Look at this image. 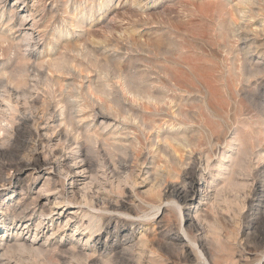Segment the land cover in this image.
<instances>
[{
	"label": "rangeland",
	"instance_id": "rangeland-1",
	"mask_svg": "<svg viewBox=\"0 0 264 264\" xmlns=\"http://www.w3.org/2000/svg\"><path fill=\"white\" fill-rule=\"evenodd\" d=\"M2 2L0 264H264V0Z\"/></svg>",
	"mask_w": 264,
	"mask_h": 264
},
{
	"label": "bare ground",
	"instance_id": "bare-ground-1",
	"mask_svg": "<svg viewBox=\"0 0 264 264\" xmlns=\"http://www.w3.org/2000/svg\"><path fill=\"white\" fill-rule=\"evenodd\" d=\"M245 1V0H244ZM0 2H2V0L0 1ZM3 3V2H2ZM242 3H243V1H242ZM135 4H137V3H135ZM138 4H140V3H138ZM137 4V5H138ZM239 4H240V2H239ZM24 11V10H23ZM35 14V12L33 11V10H29V12H28V14H24V16H23V24H22V26L23 27H26L27 25H28V23L29 22H31L32 20H34V17H32L33 15ZM12 20V19H11ZM34 24H31V26H33ZM19 26V25H18ZM8 28H9V26H8ZM11 28V27H10ZM33 29V28H32ZM7 30V29H6ZM11 30V29H10ZM16 30V29H15ZM25 30H28V29H25ZM32 31V30H31ZM30 31V32H31ZM17 32V31H16ZM9 33V32H8ZM1 34V33H0ZM28 36V38H27V36ZM26 38H24V39H21V40H23V41H28V39H30L29 37L32 35L31 33H28L27 31H26ZM3 36V35H2ZM32 37V36H31ZM31 39H33V38H31ZM16 40V39H15ZM34 40V39H33ZM70 44V43H69ZM29 47V46H28ZM57 53V52H56ZM35 57V56H34ZM63 60V59H62ZM66 63V62H65ZM69 64V63H68ZM43 65V64H42ZM67 65V64H66ZM54 66V65H53ZM57 67V66H56ZM24 68V67H23ZM44 68V67H43ZM18 71V70H17ZM37 72V71H36ZM49 72V71H48ZM57 72H58V70H57ZM21 73H23V71L21 72ZM31 74V73H30ZM20 75V74H19ZM14 76V75H13ZM30 76V75H29ZM51 77V76H50ZM30 78V77H29ZM20 79V78H19ZM27 79V78H26ZM22 80V79H21ZM20 80V81H21ZM10 81V80H9ZM13 81V80H12ZM18 82V81H17ZM16 82V83H17ZM11 83V82H10ZM9 83V84H10ZM8 84V83H7ZM12 84V83H11ZM21 84V83H20ZM14 85V84H13ZM16 85H18V84H16ZM15 85V86H16ZM20 87V86H19ZM24 87V86H23ZM29 89V88H28ZM33 89V88H32ZM8 91H4L5 92V94L7 95V97L5 98L4 97V100H2L3 101V107L1 106V109H7V110H10V111H16V109H15V107H13L12 105L13 104H11V97H12V93L10 94V92H9V90L10 89H7ZM12 90V89H11ZM19 90V89H18ZM17 90V91H18ZM26 90V89H25ZM24 90V91H25ZM21 91V90H20ZM16 92V91H15ZM28 92H29V90H28ZM17 93V92H16ZM15 93V94H16ZM22 93V92H21ZM25 93H27V92H25ZM3 94V93H2ZM23 94V93H22ZM14 95V94H13ZM25 95V94H24ZM28 95V94H27ZM0 97H2L1 95H0ZM19 97H20V95H19ZM29 97V96H28ZM34 97V96H33ZM33 97H29V98H31V100L33 99ZM23 98V97H22ZM37 99L38 98H36L35 100L37 101ZM14 100V99H13ZM25 100L26 101H28L27 100V96H26V98H25ZM13 103V102H12ZM31 103V102H30ZM34 103H35V101H34ZM71 103V102H70ZM19 107V106H18ZM6 110V111H7ZM3 111V110H2ZM5 112V111H4ZM20 112V111H19ZM3 113V112H2ZM75 113V112H74ZM73 114V113H72ZM5 115V114H4ZM50 115V114H49ZM103 115V114H102ZM29 116H31V115H29ZM52 116V115H51ZM100 116H101V114H100ZM105 117H107V116H105ZM31 117H29V119H30ZM33 118V117H32ZM31 118V119H32ZM41 118V117H40ZM109 118V117H108ZM25 119V118H24ZM26 121V120H25ZM34 121V120H33ZM22 122V121H21ZM23 123V122H22ZM26 123V122H25ZM28 123V122H27ZM36 123V122H35ZM20 125V124H19ZM24 125V124H23ZM37 127V126H36ZM41 127V126H40ZM12 128V127H11ZM15 128V127H14ZM19 129V128H18ZM38 129V128H37ZM24 131V130H23ZM10 132V131H9ZM14 132H16V131H14ZM86 132V131H85ZM13 133V132H12ZM18 133V132H17ZM17 133H16V135H17ZM81 133V132H80ZM10 134V133H9ZM30 134V133H29ZM13 135H14V133H13ZM20 135V134H19ZM99 135V134H98ZM174 136H176V135H174ZM173 136V137H174ZM178 136V135H177ZM12 137V136H11ZM46 137V136H45ZM67 138V137H66ZM168 138H170V137H168ZM16 139V138H15ZM165 139V138H164ZM173 139V138H172ZM86 140V139H85ZM168 140V139H167ZM170 141V140H169ZM177 142V141H176ZM4 143V142H3ZM33 143V142H32ZM31 143V144H32ZM71 143V142H70ZM164 143V142H163ZM169 143V142H168ZM184 143V142H183ZM64 144V143H63ZM125 144V143H124ZM174 144V143H173ZM15 145V144H14ZM95 145V144H94ZM97 145V144H96ZM175 145V144H174ZM161 146V145H160ZM168 147V146H167ZM177 146H175V148H176ZM180 147V146H179ZM162 148V147H161ZM178 148V147H177ZM176 148V149H177ZM163 149V148H162ZM169 149H171V148H169ZM161 150V149H160ZM178 150V149H177ZM179 150H180V148H179ZM171 152V151H170ZM173 152V151H172ZM174 153V152H173ZM193 155V154H192ZM61 156V155H60ZM80 156V155H79ZM173 156H175L174 154H173ZM63 155L60 157V158H56L55 160H53L52 161V166L55 168V169H57L56 167L59 165V163H61V161H64L65 159H66V156H64L63 158ZM106 160V159H105ZM35 162V161H34ZM81 162H83L84 164V166H88L87 168H89L90 167V164H88V161L86 160V158L84 157L82 160H81ZM79 163V162H78ZM87 164V165H86ZM118 164V163H117ZM75 165V164H74ZM77 165V164H76ZM75 165V166H76ZM96 165V164H95ZM109 167V166H108ZM86 168V167H85ZM84 168V169H85ZM79 169V168H78ZM82 169V168H81ZM80 169V170H81ZM91 169V168H90ZM67 170H68V168H67ZM92 170V169H91ZM58 171V170H57ZM56 171V172H57ZM60 171V170H59ZM63 171V170H62ZM69 171V170H68ZM83 172H85V170L83 171ZM160 172V171H159ZM59 173V172H58ZM71 173V172H70ZM75 174H77V173H73V175H75ZM103 174V173H102ZM72 175V176H73ZM66 176H67V174H66ZM18 177V176H17ZM91 177V176H90ZM198 177V176H197ZM201 177V176H200ZM14 178V177H13ZM74 177H71L70 178V180H71V182H73L74 180ZM201 179V178H200ZM3 180V179H2ZM46 180H48L47 178H46ZM1 181V180H0ZM95 181H96V179H95ZM231 181V180H230ZM48 182V181H47ZM120 182V181H119ZM49 183V182H48ZM53 183V182H52ZM47 184V183H46ZM64 184V183H63ZM71 184V183H70ZM232 184V183H231ZM260 184V183H259ZM84 185H86V184H84ZM188 185L189 186H187V187H177V188H174V189H172V196H174L176 199H178V201H180V202H182V203H187V202H189L190 204H193V196H194V192H195V190H196V187H197V183H196V181L195 180H192L191 179V181L188 183ZM237 185V184H236ZM5 186V185H4ZM46 186V185H45ZM64 186V185H63ZM227 186H229V185H227ZM231 186V185H230ZM189 187V188H188ZM233 187V186H232ZM47 188H48V185H47ZM230 188V187H229ZM46 189V188H45ZM44 189V196H46V197H52V195H50V191H56V187L54 186V187H50V188H48V189H46L45 190ZM82 189V188H81ZM86 189H87V186L86 187H84V192H80V193H75L74 194V196H73V194H72V196H73V202L77 205V206H79V205H82V204H85L86 206L88 205H90V203H92L93 201H92V197H89V195H88V193H87V191H86ZM199 190V189H198ZM236 190V189H235ZM254 190V189H253ZM168 191V190H167ZM7 192V191H6ZM73 192V191H72ZM71 192V193H72ZM91 192V191H90ZM89 192V193H90ZM234 192V191H233ZM51 193H53V192H51ZM58 193H60V192H58ZM58 193H56L57 195H60V194H58ZM169 193L171 194V192L169 191ZM169 193H168V195H169ZM235 193V192H234ZM93 194V193H92ZM91 194V195H92ZM254 195V198H255V202L257 203V204H260V203H263L262 202V200H264V189L262 188V186L260 185V186H257L256 187V189H255V191H254V193H253ZM252 195V194H251ZM164 196V195H163ZM223 196V195H222ZM236 196V195H235ZM169 197V196H168ZM240 197V196H239ZM41 198V199H40ZM59 198H60V196H59ZM59 198H57L55 201H54V203H53V206L55 207V208H58L60 205H61V203H62V201L59 199ZM172 198V197H171ZM170 198V199H171ZM237 198V197H236ZM63 199V198H62ZM66 199V198H65ZM69 199H72V198H69ZM227 199V198H226ZM35 200H42V197H40V196H37V198L35 199ZM94 200V199H93ZM49 201V199H45V202H43L42 204H41V206H40V208L41 209H43V210H41L43 213L45 212V205H46V202H48ZM71 201V200H70ZM90 201H92V202H90ZM236 201V200H235ZM97 202V201H96ZM102 202V201H101ZM110 202V201H109ZM179 202V203H180ZM237 202V201H236ZM20 203V202H19ZM32 204H34V203H32ZM95 204V203H94ZM113 204V203H112ZM35 205V204H34ZM97 205V204H96ZM195 205V204H194ZM6 206V205H5ZM36 206V205H35ZM93 206V205H92ZM176 206H178L179 207V205H176ZM191 206V205H190ZM254 206V205H253ZM51 207V206H50ZM178 207H177V210H178ZM181 207V206H180ZM25 208V207H24ZM53 207H51V208H48L49 210H51ZM92 208V207H91ZM115 208H117V207H115ZM26 209H27V207H26ZM25 209V210H26ZM93 209V208H92ZM159 210H160V208H158ZM180 209V208H179ZM214 209V208H213ZM179 211V210H178ZM18 212V211H17ZM24 212V210H21V211H19V213H23ZM32 212V211H31ZM71 213V212H70ZM76 213V212H75ZM17 214V213H16ZM29 214H30V212H29ZM45 214V213H44ZM74 214V213H73ZM180 214V213H179ZM183 215V214H182ZM214 215V214H213ZM218 215V214H217ZM184 216V215H183ZM220 216V215H219ZM27 218V217H26ZM181 218V217H180ZM183 218V217H182ZM182 218H181V220H182ZM218 218V217H217ZM89 219H90V221L88 222V224L85 226V230H88V232H89V234H90V236H88V238L90 239V238H92L91 237V235L93 234V227H94V221L95 220H92V219H94V217L93 216H90L89 217ZM187 219L188 220H190V218L189 217H187ZM223 219V218H222ZM227 219V218H226ZM215 220V219H214ZM96 221H97V219H96ZM215 222H216V220H215ZM40 221H38V225H40ZM194 223V222H193ZM229 223V222H228ZM198 224V223H197ZM38 225H36V226H38ZM19 226V225H18ZM26 225L24 224V227H25ZM191 226V225H190ZM198 226H200L199 224H198ZM195 228V227H194ZM199 230H200V228H199ZM14 231V230H13ZM5 232H6V230H5ZM4 231H3V233H5ZM203 232V231H202ZM54 235H55V232L54 233H52V234H50V236L46 239V240H48V239H52L53 237H54ZM13 237H14V235H13ZM203 240H204V238H203ZM24 242V241H23ZM29 243V242H28ZM45 243V242H44ZM262 243V242H261ZM21 244V243H20ZM24 244V243H23ZM52 244V241L51 242H49L48 243V245H46V246H50ZM204 244V243H203ZM202 244V245H203ZM262 244H264V243H262ZM54 245V244H53ZM12 246V245H11ZM13 246H15V245H13ZM43 246V245H42ZM205 246V245H204ZM7 247V246H6ZM24 247V245H18V248L15 246V249L17 248L18 250H19V248H23ZM27 247V246H26ZM40 248V247H39ZM38 248V249H39ZM37 249V250H38ZM43 249V248H42ZM45 249V248H44ZM49 249V248H48ZM201 249V248H200ZM14 250V249H13ZM25 250V249H24ZM197 250V249H196ZM4 251H5V249H4ZM26 251H28V249H26ZM35 251V250H34ZM44 251V250H43ZM79 251V250H78ZM18 252V251H17ZM52 252V251H51ZM202 252H204V251H202ZM7 253H9V251L7 252ZM75 253V252H74ZM198 253V252H197ZM80 254V253H79ZM200 254H202V253H199L198 254V256H200L199 258H201L202 259V257H201V255ZM76 256H77V254H76ZM79 256V255H78ZM85 256H86V254H85ZM74 257V256H73ZM80 257V256H79ZM92 258V257H91ZM200 259V260H201ZM79 260V259H78ZM135 260V259H134ZM202 261H204V259L202 260ZM3 262V261H2ZM4 262H6V261H4ZM258 262H260V261H258ZM9 264V263H8ZM133 264V263H132Z\"/></svg>",
	"mask_w": 264,
	"mask_h": 264
}]
</instances>
